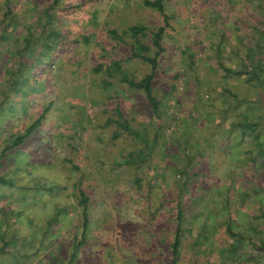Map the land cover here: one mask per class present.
<instances>
[{
	"label": "rangeland",
	"instance_id": "374dc122",
	"mask_svg": "<svg viewBox=\"0 0 264 264\" xmlns=\"http://www.w3.org/2000/svg\"><path fill=\"white\" fill-rule=\"evenodd\" d=\"M51 2L11 0L20 17L14 28L9 24L7 30L17 34L22 32L24 22L30 21L35 33L53 26L62 37L53 34L56 41L47 48L42 45L41 49H47L46 54L37 63L33 62L36 53L28 54L26 66L21 68L23 82L16 84L18 90L5 85L4 81L6 71L14 66L11 56L15 45L8 43V39L5 45H0V96L3 88L7 93L5 100L16 109L11 113L2 105V125H10L6 133L12 129L22 130L52 99L45 121L41 119L33 135L14 150V155L3 159L0 173L11 176L16 185L44 182V185H56L57 190L41 188L38 196L27 199L0 185V209L3 206L5 211H10L8 228L18 224L19 232L24 235L34 224L41 231L49 216L55 217L47 225L51 235L43 240L48 242L45 249L34 254L32 246L27 248L29 254L18 251L15 258L0 252V262L59 264L60 256L67 260L69 243L80 230L81 206L73 202L70 192L72 182L81 172V185L91 191L92 199L85 209L87 241L81 244L80 264L90 263L93 257L99 264L158 263L165 253L157 247L156 239L168 233L166 224L173 212L171 194L163 197L167 201L151 216L144 206V188L136 189L128 180L135 174L149 175L162 168H168L167 178L172 173L180 178L170 166V160L176 164L179 157L183 158L176 138L189 127V146L196 139L198 142L192 161L193 169L197 170L190 173L189 180L198 183L188 184L182 190L183 203L189 208V213L183 214V223L187 226L190 222L192 229L186 230L177 264H191L193 251L202 259V264H264V248L253 250L247 237L232 243L235 234L229 233L224 223L227 220L232 229L251 236L254 242L264 235V157L260 153L248 157V148L255 144L249 127L245 126L243 132L228 128L229 117L237 114V108L227 110L223 117L218 114V107L233 98L224 85L236 88L241 97L247 86L246 91L258 96L254 102L256 107L250 112H259V118L264 120V88L246 85L240 77L223 73L218 63L222 60L228 65L240 66L242 60L247 61L245 43L250 40L254 45L253 38L260 35L257 31L264 27V0H164L165 9L172 16L170 26L165 27L164 50L158 57L152 80L153 93L160 100L159 115L152 111L141 90L128 87L114 77H107L111 83L104 85L100 82L104 75L91 67L93 58L103 62L118 58L135 78L148 71L146 62L125 57L132 38L124 35L125 41L114 45L116 40L109 37L106 25L117 30L133 23L153 28L161 23L160 14L143 5L141 0H59L46 22L40 10ZM4 6L0 0V17ZM83 35L88 37L87 41L81 38ZM141 39L148 41V37ZM260 51L264 56V48ZM190 54L192 65H189ZM199 95L206 97L207 102L200 101ZM116 100L130 124L143 136L149 137L152 129L157 131L150 158L136 171L132 164L108 168L107 161L113 160L115 155L142 145L129 136H119L105 144L116 125L101 124L106 116H115L112 108ZM249 102L253 101L246 99L244 103ZM187 109L193 112L194 119L188 118L184 126L181 117L187 116ZM252 113L249 118L254 117ZM6 115L7 120H4ZM174 129L177 131L169 136ZM259 137L264 139V123ZM163 150L170 156L167 161L162 160ZM71 163L78 166L73 168ZM147 164L152 167L146 168ZM89 182L91 186L87 185ZM63 184L65 188H58ZM33 190L28 193L32 194ZM151 194L158 196L156 187L151 189ZM194 237L198 242L192 251L189 242ZM51 239L53 241L49 242Z\"/></svg>",
	"mask_w": 264,
	"mask_h": 264
},
{
	"label": "trees",
	"instance_id": "16d2710c",
	"mask_svg": "<svg viewBox=\"0 0 264 264\" xmlns=\"http://www.w3.org/2000/svg\"><path fill=\"white\" fill-rule=\"evenodd\" d=\"M2 3H4L3 13L0 17V45H5L6 39H8V43L15 45V48L13 50V55L11 56L13 59L14 66H12L8 71L5 73L4 81L5 85L11 86L14 90H18L17 85L19 83L23 82V71L22 67L26 66V59L29 53L34 52L36 53V57H34L33 62L39 61V58L41 59L42 56L46 54L47 49H41L42 45L44 47L48 46L49 43H54L56 40L52 37L53 34L56 37H62L60 32H55L53 30V26L46 28L42 32L35 33L32 28V22L27 21L24 22V27L22 32H17L15 34V31H9L7 30V27L9 24L16 25L18 18L20 17V12H17V10H14V6L11 3V0H1ZM59 0H52L51 3L47 4L46 7L41 9L40 14L42 17H44V21H48L49 18L52 17V9L54 8V4H57ZM142 4L145 6L150 7L151 9L157 11L161 16V23L157 26L151 28L146 26L142 23H133L125 28H122L121 30H117L114 27H110L106 25V32L109 35L110 38L116 40L114 45L118 46V42H123L124 35H129L132 38V42L129 45V52L125 57L132 58L136 57L139 60L146 62L149 65L148 71L143 73L140 77L135 78L131 73H129L121 64V60L116 58L109 62H103L99 61L97 59L93 58V65L91 69L95 72H99L101 75L100 82L102 84L107 85L111 83V80H108L107 77H114L116 78L120 83H123L124 85L141 90L150 105L152 111L156 115H159V112L157 111L159 108L160 100L156 97V95L153 93L152 90V80L155 75V70L158 64V57L160 53L164 50V45L162 44V37L165 32V27L170 26L169 19L172 16L171 12H167L165 9L164 0H141ZM258 6H261L258 1ZM34 15L33 13H29L30 16ZM26 17V14L24 15ZM45 22V23H46ZM44 23V25H45ZM260 32V35H257L253 38L252 41H254V45L250 44V40H248L247 43H245L244 51L245 54L248 56L247 61H241L240 66H231L226 63H224L222 60H219L218 63L222 69L223 73H229L234 76L240 77L242 80L246 82V85L251 86H258L264 88V56L261 55V49L264 48V41H262V38L264 39V27L258 29L257 33ZM58 34V35H57ZM262 38H261V37ZM142 37H148V41L145 42L141 38ZM81 38L84 41L88 40V37L83 35ZM47 48V47H46ZM256 54L255 56H253ZM189 56V65L193 64V56L190 54ZM32 62V65H33ZM41 62V61H40ZM37 63V62H36ZM31 65V64H30ZM243 76V77H242ZM174 79L176 77V74L172 76ZM17 84V85H16ZM227 93L231 95L233 98L229 101H227L226 104H224L223 107L219 106V116L223 117L225 112L229 109L237 108L235 113H232L229 117L228 122V128H238L239 132H243L244 127L247 126L250 129V134H252V138L255 142V144L248 148L249 154L248 157H254L253 154H261L262 157H264V139L259 137L260 129L263 128L264 120L261 121L259 116L261 115L259 112L256 114L250 112L251 108L256 107V104L254 103L257 101L256 95L252 91H246L247 86L244 88L243 97L238 95V91L236 88H233L228 85L223 86ZM2 95L0 96V113L2 105H6V108L8 107L11 111V113L15 112L16 109L14 108L13 104L11 102L5 100L7 93L1 88ZM6 93V94H5ZM206 96V95H205ZM200 101L205 100L206 97L198 96ZM249 101L251 99L253 102L244 103L246 101ZM256 99V100H255ZM206 101V100H205ZM207 102V101H206ZM52 103V99H49L47 103L42 107L41 111L33 117L31 120H29L25 126L22 128V130L18 129H12L9 130L8 133H6V127L10 126L7 124V126L2 125L3 116H1L2 120H0V165L3 162V159L9 155H14L15 151L19 146L24 145V142L28 136H32L33 131L36 129V125L39 124L41 119L45 121V112L50 108V105ZM255 104V105H254ZM211 105V104H210ZM210 109H212V106H210ZM115 116L108 115L105 117V120L101 125H108L110 123H113L116 125L115 128L111 130L110 133V140L106 141L105 144L112 143L115 138L122 136L124 138L126 137H135L139 141L142 142L141 146L135 147L132 151H126L125 153H121L120 156L115 155L113 160H109L108 162V168L111 169L113 166H125L127 164H132L134 166V170L140 169L142 167V164L147 161L150 158L151 151L155 148L154 145L157 142V131L156 129L151 130V134L149 137L143 136L142 132L132 126L129 122V118L124 114L119 101L116 100L114 107L112 108ZM105 111V110H104ZM187 116L181 117V123L184 126H187V120L188 118L194 119L193 112L190 110H186ZM251 113L254 115V117L249 118ZM9 114V113H8ZM172 118L174 119V115L171 114ZM7 115L4 117V120H7ZM171 118V117H170ZM9 120V119H8ZM263 122V123H262ZM117 126L120 128L118 129ZM178 126H175V129L178 130ZM173 129V126H172ZM170 130L172 132L169 133V136L172 135L174 131L177 130ZM35 132V131H34ZM191 132V128L186 127L183 129L180 134L178 135V144H180V150H181V156L183 158L180 159L179 162L176 164L173 162V160H170V166L177 171V174L180 178H176L175 174L172 173V176L166 177V172L169 170H165V168H162L161 170H157L154 172H151L149 175H136L128 182L133 183V186L137 189L138 187H143L144 192L142 194L144 198V206L147 209V213L152 216V214L160 208V206L167 201V199H163V197H166L167 194H171V209L173 212L171 213V218L167 220L166 228L168 230V233H164L162 237H159L156 239L157 247L162 248L163 253H165L163 256H160V260L156 264H177L178 258L180 256V246L183 242V239L185 237V233L187 229H192L189 225L187 226L183 223V214L189 213V208L186 204L183 203L181 194L182 190L191 183H196V180H189L191 174H194L197 169H193L192 167V161L194 159V156L196 155L193 153L197 148V139L196 141H192L195 143H191V146H189V133ZM36 134H34L35 136ZM37 136V135H36ZM192 151V152H191ZM166 152L163 150L161 151V157L162 160H169L170 156H166ZM167 157V158H166ZM65 158V157H64ZM67 161H69V158L66 157ZM178 164V165H177ZM73 168H76L78 165L71 163ZM167 165V164H166ZM152 167L149 164L146 165V168ZM161 168V167H160ZM171 169V170H173ZM82 174L81 172L78 174L76 181L72 182V191L70 192L73 196V202L76 203V205L81 206V217H80V230L77 233H74L72 240L69 243V249H68V258L65 261L62 256H60L59 264H80L81 260L83 259L81 255V244L86 242V237L84 236L86 234L87 224H88V216L86 215L85 209L88 206L89 200L91 198V191L85 187L82 186ZM198 183V182H197ZM196 183V184H197ZM0 185L6 186L8 191L14 190L17 195L20 197L24 196L27 199H31L30 197H36L41 193V190L39 189L43 188L45 191H55L57 190V186L54 184H48L44 185V182L36 183L35 181L27 182L24 184L15 183L14 179L11 178V176L7 175L6 173H0ZM40 185V186H39ZM87 185L91 186V183H87ZM66 185H62L58 188H65ZM158 192V196L152 197L151 195V189L155 188ZM34 189V190H33ZM29 190H33L32 194H29ZM2 194V191H1ZM42 194L40 195V197ZM170 201V200H169ZM153 204H152V203ZM156 209V210H155ZM262 208L260 207V210ZM1 210V220H0V252H7L11 258H15L18 255V251H21V254L26 255L29 254L27 251V248L32 249V253H37L41 249H45L44 247L48 244V242L44 243L43 240L45 239L46 235H51V231H48L47 225H49L50 222L54 221V215L49 216L47 225L42 226L41 231L37 228V226L34 224L32 225V229H29V233L27 235H24L19 232L18 224L16 226H12L11 229L8 228L9 226V219H8V213L10 211H5L4 207L2 206ZM154 210V211H153ZM262 211V210H261ZM22 212L21 210L19 211ZM186 212V213H185ZM57 213V212H56ZM18 217V215H17ZM225 220V219H224ZM18 223H21L20 221ZM225 228L229 233L235 234V238L231 240V242H238L239 239L243 237H247L249 242H252L253 244V250H257L260 247L264 248V235L258 237L257 242H254L253 238L251 239V236L245 235L242 231L239 229H232V226L230 222L227 220L224 221ZM184 226V227H183ZM39 229V230H38ZM166 230V231H167ZM48 232V233H47ZM198 233V232H197ZM199 234V233H198ZM237 235V236H236ZM53 241L51 239L49 242ZM197 238L194 237L190 242L189 245L192 248L197 244ZM235 242V243H236ZM37 243V244H36ZM164 247L167 249L165 250ZM158 250V249H156ZM122 252V250H120ZM159 251V250H158ZM161 251V250H160ZM168 252V256H167ZM129 253V252H128ZM98 254V253H97ZM92 255V254H91ZM130 255V254H129ZM192 258L191 264H202V259H198L199 256L195 254V252H192ZM94 256V255H92ZM98 257V256H97ZM201 261V262H198ZM89 261L86 262V264H99L95 260V258H91ZM0 264H3L0 262ZM6 264V263H5ZM17 264V262L13 263Z\"/></svg>",
	"mask_w": 264,
	"mask_h": 264
}]
</instances>
